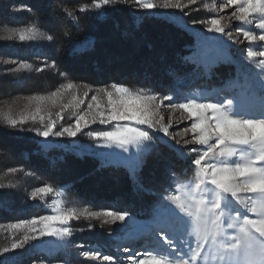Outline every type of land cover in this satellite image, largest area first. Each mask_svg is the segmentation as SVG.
I'll return each instance as SVG.
<instances>
[{
  "label": "rangeland",
  "instance_id": "374dc122",
  "mask_svg": "<svg viewBox=\"0 0 264 264\" xmlns=\"http://www.w3.org/2000/svg\"><path fill=\"white\" fill-rule=\"evenodd\" d=\"M140 1L142 9L150 10L144 5L153 4L154 8L161 11L166 18L193 35L195 39L193 53L197 55L193 59V53H191L188 58L201 66L205 75L209 76L213 67L223 63L231 64L236 68L234 77L214 87L205 84L187 92H182L179 87L177 93L167 94L133 90L123 85L117 86L126 91L117 93L112 86L93 88L82 84L61 82L56 88L41 93H24L13 96L0 94V119L8 124L24 125L27 129H33L35 135L45 146H58L79 155H94L105 165L125 166L132 176L140 170L149 149L160 143L174 152L177 158L187 163L188 167L193 169V173L185 178L175 175L172 186L160 195L158 203L152 206L149 216L141 217L131 214L132 217L126 221L125 225L109 214L119 212L92 210L85 206L68 203L61 189L55 190L50 186L33 189L30 194L42 205L44 213L34 215L30 219L0 225V234L9 239L8 243L3 245L4 247L0 246V254L7 259V264H14L18 261L17 256L21 257L27 251L43 255L42 261L37 264H117V261L119 264H134V261L129 259V253L123 251L125 247L135 250L139 260L148 261L149 264L153 259L161 260L162 264H173L172 258L167 256L169 249L156 234L157 227L175 243L180 244L182 249L188 250L190 247L188 256L184 257L185 261H189L190 264H237L238 261L239 264H248V261L243 257H238L231 247L233 243L238 242L237 238L241 235L239 226L243 223L231 211L237 205L230 195L223 194L221 202L223 213L221 214V210L213 207L212 201L219 190L204 181L203 169L208 164L219 165L220 161L245 163V160L240 158V152L244 151L249 154L256 153L257 150L247 145L233 144L230 146L236 150V156L221 157L219 156L220 149L217 148L215 157L210 154L205 161L201 162V165L194 166L192 160L198 154L190 150L198 149L199 154H203L207 151V145L194 142L199 133L191 131V125L198 122L197 118L173 105L177 103H215L223 105L221 110H226L235 119L264 120V55H261L264 52V41L259 39L260 35H264V30L259 28L260 20L264 19V13L249 12L245 14L244 20H239L236 17L241 15L240 8L247 7L244 0H238L236 4H229L228 0H200L199 6L204 9L206 18L203 25L196 26L187 22L188 13L181 8L173 6L160 8L158 5L160 0ZM261 3H264V0H261ZM198 19L202 20V18ZM213 19L219 22L218 25H212ZM216 27L223 28L224 32H217ZM35 32V29L24 25L1 27L0 40L27 41L35 37ZM245 33H248V36H245ZM9 61L13 62L8 60L5 63H11ZM1 63H3L2 58H0ZM49 66L50 64L42 65V68ZM23 68L25 65L21 62L14 66L15 70ZM108 92L113 93L112 98L117 102L121 98L124 100L139 99V102L143 104L146 102V97L155 96L156 99L151 102L156 113L152 117L153 121L159 120L160 117H163L164 124L170 121L169 132L180 141L181 146L163 133L156 131L155 127L147 129V125H139L135 120L100 124L97 116V122L92 123V118L97 113L103 112L105 115L110 113ZM93 95L97 96L96 101H92ZM165 95L174 97V99L163 100ZM228 99L233 100L232 105H227ZM79 100H83V103L77 107ZM89 104H92V108L88 107ZM130 108L133 111L136 110L135 105H130ZM81 115L88 120L89 124L85 127L81 122L83 131L75 138L68 137L67 133L63 137L50 134L48 138H43L38 135L40 131L46 130L47 126L52 124H54L53 131L60 130L62 127L74 129L75 120ZM205 116L208 117L206 124L214 123L211 110H208ZM127 128L139 131L148 130L150 139L126 152L117 142L103 138L97 141L86 134L89 131L123 132ZM185 141H190V143L185 144ZM97 143L111 147L98 148L95 146ZM209 143L214 144L215 137ZM252 159H255V155ZM255 166L264 167V164L257 163ZM241 196L247 202L248 209L252 210L249 211L248 218L257 221L264 220V194L242 193ZM198 210L201 215L206 216L208 221L199 235L195 229ZM90 213L97 215H89ZM41 216H71V219L64 224L59 221L52 222L48 229H45L43 222H38L36 225L23 223ZM156 217L167 220V223L157 224L151 221ZM213 220H218V228L213 226ZM94 222L99 225L101 232H107V242H95L86 234L99 231L95 229ZM229 223L235 224L236 227L230 229ZM82 224L87 227H82ZM13 225H20V227H13ZM107 225L114 229L104 230ZM261 226L257 224V227ZM53 229L57 230L56 235L40 237V230ZM65 229L70 234H60ZM246 230L259 238V233L255 231V228L246 226ZM181 236L184 237L183 242L179 240ZM13 244H20L21 247L12 249ZM197 244H200L199 248L196 247ZM4 249H8V252L5 253ZM145 249L151 251L145 253ZM105 255L114 259L105 260ZM139 260L135 264H139Z\"/></svg>",
  "mask_w": 264,
  "mask_h": 264
},
{
  "label": "trees",
  "instance_id": "16d2710c",
  "mask_svg": "<svg viewBox=\"0 0 264 264\" xmlns=\"http://www.w3.org/2000/svg\"><path fill=\"white\" fill-rule=\"evenodd\" d=\"M98 2L0 0V28L24 25L36 31L27 41L0 40V94L41 93L61 82L93 88L115 84L167 94L177 93L179 87L182 92L205 84L214 87L234 77L236 68L231 64L216 65L208 76L201 66L185 59L194 52L193 35L158 9H142L140 0H114L97 8ZM200 2L160 0L158 5L181 8L188 13L187 22H200L197 26L206 18ZM8 60L13 62L5 63ZM20 62L25 68L15 70ZM192 173L187 163L160 143L149 149L132 176L123 165H105L91 154L45 146L33 129L0 119V225L44 213L30 194L41 186L63 190L65 200L73 205L149 216L175 175L185 178ZM94 226L99 231L86 233L88 237L107 242V232H101L97 223ZM8 241L0 234V246ZM42 256L27 251L14 264H37ZM6 261L0 254V264Z\"/></svg>",
  "mask_w": 264,
  "mask_h": 264
},
{
  "label": "snow or ice",
  "instance_id": "6c2138e0",
  "mask_svg": "<svg viewBox=\"0 0 264 264\" xmlns=\"http://www.w3.org/2000/svg\"><path fill=\"white\" fill-rule=\"evenodd\" d=\"M114 0H99L97 3V8L101 4L109 5L112 4ZM238 0H228L229 4H236ZM244 3L247 7H241V15L236 18L239 20L245 19V14L249 12H258L264 13V3H261V0H244ZM145 8L152 9L155 6L153 4L144 5ZM233 15H236L233 13ZM193 25L200 23L199 21H193ZM213 26L218 25V21L213 19L211 21ZM259 28L264 30V19L260 20ZM211 31V29H208ZM216 31L223 33L224 29L221 27H216ZM245 36H248V33H245ZM49 40H52V36L48 37ZM254 39V38H253ZM259 39L264 41V35H260ZM197 54L193 53V59ZM264 55V52L261 53ZM188 59V57H185ZM72 87V85H68ZM112 87L117 93L125 92L126 89L118 87L113 84ZM55 95V93H54ZM87 95V94H85ZM108 105L111 108V111L108 115H105L103 112L97 113L96 116H93L92 123L97 122V116L99 117L100 124H108L111 121H125V120H135L139 125H147V129L156 128V131L163 133L165 136L173 140L177 145H180V141L176 140L169 132V127L171 122L164 124L163 117H160L159 120L153 121L152 117L156 115L152 101L156 98L155 96H149L145 98V103L141 104L139 99L136 100H124L121 98L118 102L113 100V93L108 92ZM92 101L97 100V96L93 95L91 97ZM174 97L169 95L163 96V100H173ZM80 103H83V100L77 102V107ZM227 105H232L233 100L228 99L226 101ZM130 105H135L136 110L133 111L130 108ZM177 109H183L189 113L190 116H195L198 122L192 123L191 131L194 133H199L195 137L194 142L200 145H207V151H204L203 154H199L198 149H191L192 152H197V157L192 160L194 166L201 165L202 161H205L206 158L212 155L216 156L215 149L219 148V156L221 157H234L236 156V150L230 145H247L252 149L257 150L256 153L246 154L244 151L240 152V158L245 160V163L220 161L219 165L217 164H208L207 167L203 169L204 171V181H207L209 186H215L219 191L215 193L216 198L212 201L213 207L215 209L223 210L221 208L222 196L223 194L230 195L234 199L237 207L231 210L237 217H239L243 223L239 226L240 237L237 238V243L231 245L232 249L235 250L238 257H243L248 264H264V220L257 221L255 219H249L248 213L252 211L248 209L247 202L241 196L242 193H262L264 194V167H256L257 163L264 164V120L256 119H235L228 114L226 110L222 111L221 108L223 105H217L215 103H177L173 105ZM89 108H92V104L88 105ZM99 107V105H97ZM122 109V110H121ZM211 110L213 113L212 119L214 120L213 124H206L208 117L205 116V113ZM81 122L84 126L87 127L89 122L85 119L83 115L79 116L75 120L74 129L67 127H62L60 130L54 129V124L48 125L46 130L40 131L38 135L43 138H48L51 135L56 137H63L65 133L70 138H75L79 133H82L83 129L81 127ZM187 131V129H185ZM134 133V134H132ZM88 136L93 137L97 141L101 138L117 142L124 151H129L130 148L134 149L135 146L139 145L143 141L150 139L148 130L139 131L132 128H127L123 132H112V131H89L86 133ZM215 137V143L210 144L209 141ZM185 144L190 143V141H185ZM98 148H109L110 145L97 143L95 145ZM181 146V145H180ZM255 155V159H252V156ZM104 165H101L100 168H103ZM99 170V169H97ZM43 190V189H42ZM243 205V208H241ZM211 211V210H208ZM114 217L115 220L120 221L123 225L126 224V221L132 217L130 212L124 211L119 213H109ZM89 215H97L96 213H90ZM71 216H41L34 218L31 221H24L23 223H28L31 225H36L38 222H43L45 229H48L52 222L59 221L61 224L66 223ZM151 221L157 224L167 223V220L160 217L153 218ZM207 218L204 215H201L199 210L197 212V222L195 229L197 234H200L202 227L207 224ZM262 225L257 227V224ZM212 224L214 227L218 228V220H213ZM246 226H251L255 228V231L259 233V238L254 237L249 231L246 230ZM13 227H20V225H13ZM91 227V225H90ZM228 227L234 228L235 224L229 223ZM36 230L35 228L33 229ZM57 234V230H40V237L44 236H53ZM60 234H70L67 232V229L63 230ZM156 234L160 237L163 243L169 249L167 256L172 258L173 264H190L189 261H185L184 257L188 256V250L182 249L180 244L175 243L169 238V236L161 231L159 227L156 229ZM185 235L187 233L185 232ZM27 239V238H25ZM184 237H179V240L183 242ZM21 247L20 244H13L12 249H17ZM197 248L200 247V244L196 245ZM123 251L129 253V259L134 261V264L139 260L138 253L135 250H130L125 247ZM150 249H145V253L150 252ZM4 252L7 253L8 249H4ZM194 258V257H193ZM105 260L112 261L114 258L108 255L104 256ZM117 264L119 262L117 261ZM139 264H149L148 261L139 260ZM151 264H162V261L159 259H153ZM239 264V261L237 262Z\"/></svg>",
  "mask_w": 264,
  "mask_h": 264
}]
</instances>
